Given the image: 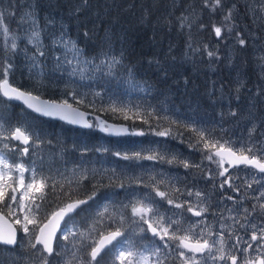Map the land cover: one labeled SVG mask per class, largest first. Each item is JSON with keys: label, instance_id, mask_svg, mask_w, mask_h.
I'll return each instance as SVG.
<instances>
[{"label": "trees", "instance_id": "obj_1", "mask_svg": "<svg viewBox=\"0 0 264 264\" xmlns=\"http://www.w3.org/2000/svg\"><path fill=\"white\" fill-rule=\"evenodd\" d=\"M25 4L32 5L24 11L35 12L46 45H51L52 34L63 32L65 40L75 41L83 49V55L73 58L70 45L68 49L57 46L47 58H40L42 68L30 75V62L21 53L17 59L20 79L12 77L15 86L44 99L66 100L106 121L127 125L132 134L109 138L95 127L89 131L72 128L0 97V122L7 131L22 127L31 134L27 155L18 143L7 140L14 149L8 157L26 168H35L36 187L41 189L37 191V221L42 225L66 203L91 197L89 204L67 219L63 229L69 227L72 235L65 240L61 233L50 257L39 246L26 243L20 227L3 212L17 226L19 241L13 249L0 245V264H43L44 259L49 264H87L93 244L84 237L93 228L98 234L121 230L129 246L148 255L151 264H156L157 257L147 249L156 246L164 264H179L180 249L175 248V242L168 241L172 247L165 249L157 237L131 225L135 220L130 205L150 198L166 220L172 213H181L189 220L186 209L190 206L207 208L203 214L206 225L214 230L235 205L227 199L231 192H220L206 175L208 151L197 139L202 132L205 139L239 146L250 141L249 131L255 126L251 140H264V59L261 64L256 62L257 42H251L237 24L247 22L237 9L240 2L234 3L237 13L232 10L236 19L224 22L228 9H233L232 3L225 1L223 9L212 12L204 0H0V14L13 31L19 9ZM222 23L230 24L233 31L218 40L213 25ZM241 38L246 41L243 47L238 42ZM3 43L0 32V45ZM205 45L219 58L210 59ZM261 54L264 57V52ZM55 56L61 59L57 61ZM113 56L122 64L109 69L107 64ZM161 132L165 134L159 136ZM136 153L156 158H122ZM32 177L31 171L25 172V183ZM41 181H47L48 186L43 187ZM156 190L175 202L188 197L189 202L177 209L167 200L160 201ZM197 191L205 198L204 204L191 200L197 199ZM188 192L193 195L188 196ZM107 205L114 214L112 219L98 220L99 210ZM255 217L264 221L259 211ZM183 231L182 227L179 234ZM31 234L27 238L34 243L37 230ZM102 257L101 264H117L110 249Z\"/></svg>", "mask_w": 264, "mask_h": 264}, {"label": "snow or ice", "instance_id": "obj_2", "mask_svg": "<svg viewBox=\"0 0 264 264\" xmlns=\"http://www.w3.org/2000/svg\"><path fill=\"white\" fill-rule=\"evenodd\" d=\"M204 6L206 8H211L212 12H216L218 9H223V0H204ZM31 9V4H25L23 8L19 9L20 15L17 20V29L13 31L7 19L3 14H0V32H2L4 37V43L0 45V96H3L9 100L17 99L24 100L25 103L28 104V107L33 108L35 111H43L44 115H54L63 113L60 118L68 119L67 113L70 111L73 114V118L69 120L70 123H79L84 117L85 113L79 112L77 109H73L72 105L69 104L66 100L63 101L62 104H52L48 105V102H43L45 105V109H41L36 105L29 103V101L38 100V97L33 96L31 92L24 91L20 87L15 86L13 83H10L9 77L15 76V70L18 68L17 59L22 53L25 60L29 61L28 71L29 74H32L34 69H41L44 61L40 58H47L50 55V50H54L57 46L68 49L69 45L71 46L69 50L73 52V58L77 56L83 55V49L77 47L75 41L65 40L64 33L61 32L59 36L52 34L51 45H46L43 32L44 29L41 28L40 22L34 11H24V9ZM232 8H235V5H232ZM261 11H264V3H262ZM232 9H228L227 14L224 15V22H230L232 20ZM48 23H52V21H48ZM213 30L217 39L225 38L226 34H231L233 29L228 23H222L221 26L213 25ZM87 35V33H85ZM237 36L240 34L237 33ZM21 42L24 43V47H21ZM239 44L243 47L246 44L245 39H239ZM28 45H31V49H29ZM31 51V55L29 52ZM205 51L207 56L211 59L213 57L219 58L215 51L209 50L207 45H205ZM54 54V53H53ZM55 59L59 61L61 59L60 56H55ZM264 59V57H261ZM67 63H72L71 60H67ZM87 63H91V61H86ZM104 61H101V64H104ZM122 64V60L113 56L111 61L108 62L107 66L111 69L114 65ZM99 68V65L95 66ZM42 71L40 75H42ZM238 91V89H237ZM113 111H116L113 108ZM232 116H236V112L230 113ZM87 127H92L91 124H88L87 121H84ZM0 128H3V124L0 123ZM107 130V129H104ZM256 131L255 126H253L249 131L250 141L248 143H241L239 146L233 145L229 141H225L221 143L219 140H210L205 139L204 134L202 132L198 133L197 143L203 142L204 149L208 151V154L205 156V159L208 161L215 163L221 171L218 172V175L224 177V180L220 183V188L223 189L225 184H228L229 187H233L231 183L232 175L229 174L228 168L225 167V163L238 167V166H246L252 169H255V172L248 173L252 177L251 182L247 183V187L251 188L253 183H258L257 173L264 174V140L261 141H252V134ZM159 135H164L165 133H158ZM31 138V134L22 127H16L14 130L9 131L7 135H3L0 133V139L3 140H16L25 145L29 144ZM227 145V147H226ZM4 149H8L9 151H13L14 149L10 147L8 143L3 145ZM214 149V151H213ZM29 149L27 147L21 149L23 154H27ZM125 160L128 159H155L154 156H141L140 153H136L135 156L124 155L122 157ZM218 158V159H214ZM171 162V161H169ZM185 167H189L187 162L184 163ZM31 171L33 173L32 179L25 185V177L24 173ZM13 172H18L19 175L13 181L14 184L18 183L20 187H25L28 191H31L35 188L36 191H40L39 187H36L38 181L35 179V168H26L23 163H17L15 160H10V158L6 154L0 155V204L4 205V208L8 209V214L11 215L13 209L11 208V204L15 203L20 209H26L27 212L31 213L32 209L27 208V206L23 203L26 198L31 199L33 202L36 197H29L28 191L22 193L19 197L14 194L16 192L15 186H7L4 181L6 177H10V174ZM260 180H264V175L260 176ZM43 187H47V181L39 182ZM11 188V195H9V191L7 188ZM54 188V186H53ZM235 190V189H234ZM156 195L161 197L162 199H166L169 205H173L177 209H183V203H177L173 201L171 198H167V194L163 191L156 190ZM188 196L193 195L192 192L187 193ZM196 197H201L202 193L197 191L195 193ZM260 197H264V191L260 193ZM260 197H256L257 200ZM43 200V195L40 197ZM91 199V197H89ZM227 199H233L231 196H228ZM8 201V202H6ZM145 200H140L135 204H131V210L133 216L139 217L140 221L148 225V230H150L153 236L157 237L163 248L168 249L172 247L168 243V241L175 242L176 249H183V251H178L177 255L182 261V264H264V226L256 228V225L253 224L252 227L254 229L251 234L250 241L243 240V237L236 236L237 243L228 245L226 238L222 234H217L218 239L212 240L209 238H205L203 234H200L197 238L192 229L196 225L190 224L189 229L183 231V234H179L182 231L181 220L175 219L174 217L180 216V213H172L171 216L165 219V214L160 212L159 206L156 202L150 198H146ZM87 203L86 200H81L76 203H69L64 208H61L59 212H55L52 214V219L48 220L46 223H37L34 218V214L32 216L25 214L23 216V220L19 217L16 218L15 224L20 225V230L28 235L33 229L29 228V225H35L37 233L34 236V243L32 240L29 241L31 246L35 248L37 245L42 246V250L47 252L49 256H52L54 253L53 248V240L55 238L56 229L59 228V221L63 220L65 215H68L70 212L75 211L77 207L81 204ZM129 205H125L128 207ZM36 209L39 210L40 205H35ZM188 212H192L194 216L201 217L205 212H207V208H196L188 207L186 209ZM259 211V214L264 217V203H259L257 205H253L251 212L248 208H244V212L247 214L245 218L251 215L252 212ZM4 209L0 208V221L4 219L3 216ZM149 217L152 219L150 220ZM235 219V217H231ZM55 221V223H53ZM158 221L159 223L154 226V223ZM135 222V221H134ZM173 225L175 228L173 229ZM222 229L227 232V237L231 239L233 233L227 231V228L224 225H221ZM241 227H245L241 225ZM46 230H48L46 232ZM145 229L141 228L140 232H144ZM71 233L65 232L63 234V238L67 240L68 235ZM212 233L209 232V235ZM122 235L121 230L117 229L113 232H110L108 235L104 236L103 239L98 241L88 253L90 259L87 264H101V260L103 257L101 253L104 251V248L107 244H111L113 240ZM125 239H128L125 237ZM240 241H243L245 245L241 249ZM123 241L120 242L122 244ZM0 244L4 245H16L17 244V230L11 226L8 227L7 232L0 229ZM114 246L110 251H115L118 247ZM147 248V246H146ZM226 248H231L232 251H227ZM151 256L157 257L156 264H164V261L160 259V247H152L147 249ZM242 251L243 255H237L238 252ZM255 252L256 255L252 256L250 253ZM191 253V255H188ZM107 255V253H105ZM100 257V259H98ZM116 259L120 261V264H149V256L144 254H137L131 248L129 249H121ZM43 264H49L47 259L43 260ZM70 264V262H67Z\"/></svg>", "mask_w": 264, "mask_h": 264}, {"label": "rangeland", "instance_id": "obj_3", "mask_svg": "<svg viewBox=\"0 0 264 264\" xmlns=\"http://www.w3.org/2000/svg\"><path fill=\"white\" fill-rule=\"evenodd\" d=\"M223 1L230 2V3H232V5H235L234 4L235 1L240 2V6L238 5V7L237 6H235V7H237L238 11L243 14V18L247 22L243 21L244 24H242V22H240L238 20L241 24L239 22L237 24L240 25L242 31L246 32L247 38L250 39L251 42H257V44H254L256 47L255 48V51H256L255 57L257 59L256 62L257 63L260 62L259 64H261L262 63V59H261L262 54L261 53L264 52V11H261V7H262V3H264V0H223ZM232 10H234L237 13V11L234 8ZM233 17L234 18L236 17L234 12H233ZM185 21L187 22L188 18H185ZM233 27H234V29H236V26H233ZM238 37H240V36H238ZM19 71H20V68L15 70V76L14 77L17 76V78L20 79ZM9 80H10V83L14 84V81L12 80V76L9 77ZM37 82L43 83L40 80H38ZM16 85H18V84H16ZM42 87L43 88L45 87V83L42 84ZM46 87H51V85L47 84ZM0 123H2V122H0ZM5 128H6L5 124H3V128H0V133H3V135H7L9 131L13 130V129H9L7 131V128L6 129ZM159 136H161V135H159ZM5 143H8V141L0 139V155L6 154L8 156L9 150L3 148V145ZM148 155L149 154L141 155V156H148ZM161 156H165V154L162 153ZM214 159H217V158H214ZM205 162H206V167H207L206 175L212 179L214 184H217L220 187V183L224 180V177H221L218 175V172L221 171V169H219L215 163H212V162L208 161L207 159H205ZM225 167L227 168L226 165H225ZM252 172L253 171L247 170L245 168H237V169L233 170L231 173H229L233 177L232 180L229 182L233 185V187H227L224 185L223 189L219 188L220 192L225 190L224 193L225 192L228 193V191H230L231 193H228V196H231L232 198L235 197L234 195H235L236 191L240 192V197H235L236 202H239V204H235L234 206H231L226 211V213H224V215L221 217V219L218 221L219 223H218L217 229H219V231H220L219 233L215 232L213 228L206 225L205 218H200L198 221H196V219L190 218L187 221L185 218H182V216L180 215V216H178L179 217L178 219L181 220V224L183 225L182 226L183 229L186 231L189 229L190 224L196 225L192 229V231H193V234L197 238L199 237L200 234H203L205 238H209L212 240L218 239L217 234H222L225 236L228 245H232V244L237 243L236 236L243 237V240H247V241L251 242L250 237L254 231L252 225L255 224L257 229L261 226H264V221H261V222L257 221V218L255 217V214L257 212H252L251 215L248 216V218H245L247 216V214L244 212V208H243L244 205H247L246 208H248L249 211L251 212L252 206L254 204L257 205V207H258L259 203H264V197H260V193L262 191H264V180H260V176H258V174H257V180L259 182L253 183L251 188L247 187V183L251 182V180H252V177L250 175H247V174L252 173ZM18 175H19L18 172L11 173L10 174L11 178L6 177L4 183H5L6 187L7 186H15L16 187L17 190L14 194L19 199L20 195L22 193H24L25 191H28V190L25 187H20L18 183H16V184L13 183V181L16 179V177ZM24 177H25V173H24ZM26 184L27 183H25V185ZM226 189L228 191H226ZM7 190L9 191V195L13 194V193H11L10 187H8ZM28 196L29 197H36L34 202L29 198H26L23 201V203L27 206V208L32 209L31 213L27 212L26 209H20L17 206V204H15V203L11 204V208L13 209V212L10 216L14 219V222H15L17 217H19L21 220H23V216L25 214H28L30 216H32L34 214V218L36 219V221L39 219V217H38L39 210H37L35 207V205L38 204L37 191H34V190L28 191ZM256 197H260V199L257 200ZM158 198L160 201L166 200V199H162L159 196H158ZM188 199H189V197L184 201H179V199L177 198L176 202L177 203H183L184 207H185L189 202ZM191 200L193 202L197 201L199 204L200 203L204 204V202H205L204 201L205 198L203 196H201L199 198L197 197V199L194 197ZM231 200L228 199V201H231ZM6 202H8V201H6ZM145 202H147V201H145ZM236 207L243 213V217L240 216L238 210H236ZM0 208L4 209V212L6 214H8V209L4 208L3 204H0ZM194 209H196V208H194ZM113 215L114 214L111 211V208L109 205L102 208L101 217L103 219H104V217L105 218L107 217V219L110 220V219H112ZM231 217H235V219H232ZM135 218L137 219V223L140 222V224L142 225L141 227H146L147 234L153 235L152 232L150 230H148L147 224L140 221L139 217L136 216ZM149 219L151 220L152 218L149 217ZM37 223H39V221H37ZM158 223L159 222L156 221L154 223V226H156ZM221 225H224L227 228V231H230L233 233L231 239H229L227 237V232H225L224 229H222ZM241 225H244L245 227H241ZM18 226L20 227V225H18ZM29 228L33 229V231H32L33 233L36 231L35 225H29ZM32 232H30L28 235H25L21 231V235H23L22 239L24 241H26V243L29 242V238H27V237L31 236ZM65 232H69V233H71L70 235H72V230L69 227L63 229L62 236ZM209 232H211L212 234L209 235ZM103 234L104 233L98 234L97 232H95V228H93L91 231L87 232V234L84 237V240L90 244H93V246H94ZM70 235H68L67 239H70L69 238ZM125 237H126V234L122 233L121 238L115 244V246L119 245L116 248V250L114 251L116 256L121 249H129V248H131L134 252H136L139 255L140 254V253H138L139 249L137 247H134L135 249H133L131 246H129L128 241H127V239H125ZM121 241H123L122 244H120ZM239 243H240L241 249H242L245 245L243 244V241H240ZM226 250L232 251L231 248H226ZM180 251H183V250L180 249ZM250 254L252 256L256 255L255 252H251ZM188 255H190V254H188ZM237 255L242 256L243 252L240 251L237 253ZM178 262H179V264H182V261L180 260L179 257H178ZM117 264H120L119 260H117ZM149 264H151V263H149ZM238 264H239V262H238Z\"/></svg>", "mask_w": 264, "mask_h": 264}, {"label": "water", "instance_id": "obj_4", "mask_svg": "<svg viewBox=\"0 0 264 264\" xmlns=\"http://www.w3.org/2000/svg\"><path fill=\"white\" fill-rule=\"evenodd\" d=\"M33 96H36L38 97V100H35V101H29V103H32L34 105H36L37 107H40L42 110L45 109V105L43 102H48V105H52V104H62L60 102H56V101H52V100H48V99H44V98H41L35 94H32ZM3 97V96H2ZM4 99L10 101V102H13V103H17V104H20L22 105L25 109H27L29 112L35 114L36 116L38 117H41V118H44V119H48V120H51V121H56V122H59V123H62L64 125H67L69 127H72V128H76V129H81V130H85V131H89V130H92L94 124L96 125V129L99 133H101L102 135L106 136V137H109V138H125V137H129L131 135V130H130V127H128L127 125H124V124H118V123H112V122H109V121H106L103 117L99 116V115H95V114H92L90 112H87V111H84V110H81L77 107H74L72 106L73 109H77L79 112H82V113H85L84 117L82 118V120L79 122V123H70L69 120L73 118V114L69 111L67 113L68 115V119H61L60 116L63 114V113H59V114H54V115H44L43 114V111H35L33 108H30L28 107V104L24 102V100H17V99H12V100H9L5 97H3ZM84 121H87L88 124H91L92 127H87L84 123ZM104 129H107V130H104ZM14 142L16 143H19L23 148L25 147H29L30 146V141H29V144L25 145L19 141H16V140H13ZM214 151V150H213ZM218 159V158H217ZM225 165L227 166L228 168V172L233 170V169H236V168H247V169H251L253 170L254 172L256 171L255 169H252L250 167H246V166H238V167H234V166H231L227 163H225ZM78 201H81V200H78ZM78 201H73V202H70V203H76ZM87 203L85 204H81L79 205V207H77L75 209V211H72L70 212L68 215H65L63 220H60L59 221V228L56 229V232H55V238L53 240V248L55 249V244H56V240L58 238V236L61 234L62 230H63V226L64 224L66 223V220L75 215L81 208H83L85 205H87L89 202H90V199H86ZM69 204V203H67ZM66 204V205H67ZM65 205V206H66ZM64 206V207H65ZM62 207V208H64ZM61 208H59L58 210H56L55 212H59ZM54 212V213H55ZM191 216L193 218H199L197 216H194L192 214V212H190ZM4 216V219L2 221H0V229L4 230L5 232H7L8 230V227L11 226L13 228H15L17 230V244H18V239H19V231L17 229V227L15 226V224L7 217L3 214ZM52 219V215L48 218V220ZM47 220V221H48ZM46 221V222H47ZM45 222V223H46ZM53 223H55V221H53ZM42 226V225H41ZM48 230H46L47 232ZM109 233L103 235L99 241L101 239H103L104 236L108 235ZM120 237H117L115 240L112 241L111 244H107V246L104 248V251L101 253V256L102 254L108 250L109 248H111L115 242L119 239ZM16 245H4V244H0L2 246H5V247H8V248H15ZM37 246H40L42 248L41 245H37ZM183 250V249H182ZM44 252V251H43ZM47 256L48 253L47 252H44ZM54 254V253H53ZM191 254V253H189ZM50 257V256H49ZM99 258V257H98Z\"/></svg>", "mask_w": 264, "mask_h": 264}, {"label": "flooded vegetation", "instance_id": "obj_5", "mask_svg": "<svg viewBox=\"0 0 264 264\" xmlns=\"http://www.w3.org/2000/svg\"><path fill=\"white\" fill-rule=\"evenodd\" d=\"M94 127H96V126H94ZM15 143V142H14ZM22 147V146H21ZM30 148H31V145L28 147V149H29V151H30ZM22 149H23V147H22ZM28 151V152H29ZM28 154V153H27ZM26 154V155H27ZM237 169V168H236ZM233 170H235V169H233ZM233 170H231V171H229V173H231ZM247 170H250V169H247ZM250 171H252V170H250ZM258 174V176H261V175H264V174H259V173H257ZM225 186H227V187H229L228 186V184H225ZM235 197H240V192L239 191H236L235 192V195H234ZM235 197H233V199L231 200V202H233L234 204H239V202H236V198ZM91 202V201H90ZM89 202V203H90ZM88 203V204H89ZM67 204V203H66ZM65 204V205H66ZM64 205V206H65ZM247 207V205H244L243 206V208H246ZM98 209H100V206L98 207ZM236 210H238V212H239V214H240V216L241 217H243V213L236 207ZM187 214H188V216H189V219L190 218H192V219H195V218H193L192 216H191V214H190V212H188L187 211ZM98 220H101L102 219V217H101V211L99 210V212H98ZM182 216V215H181ZM136 216H133V219L135 220V222H133V223H131V225H136V226H138V227H140V228H144L145 229V231L147 232V230H146V227H141L142 225L140 224V222L139 223H137V219L135 218ZM179 217L178 216H176V219H178ZM182 218H184V217H182ZM200 218H205L204 216H201V217H199V218H196V221H198ZM187 221H188V219H186ZM215 232H217V233H219L220 231H219V229H217V230H214ZM116 244V243H115ZM115 246V245H114ZM113 246V247H114ZM113 247H112V249H113ZM111 249V248H110Z\"/></svg>", "mask_w": 264, "mask_h": 264}, {"label": "bare ground", "instance_id": "obj_6", "mask_svg": "<svg viewBox=\"0 0 264 264\" xmlns=\"http://www.w3.org/2000/svg\"><path fill=\"white\" fill-rule=\"evenodd\" d=\"M78 108V107H77ZM80 109V108H79ZM82 110V109H81ZM131 130V129H130ZM131 134H132V132H131ZM131 136V135H130Z\"/></svg>", "mask_w": 264, "mask_h": 264}]
</instances>
